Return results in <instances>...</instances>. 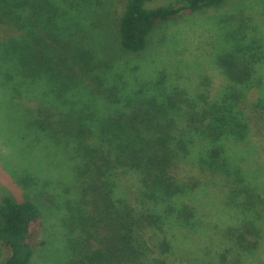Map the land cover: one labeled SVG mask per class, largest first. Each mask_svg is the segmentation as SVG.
<instances>
[{
  "label": "trees",
  "instance_id": "1",
  "mask_svg": "<svg viewBox=\"0 0 264 264\" xmlns=\"http://www.w3.org/2000/svg\"><path fill=\"white\" fill-rule=\"evenodd\" d=\"M225 1L127 0L117 24L119 46L125 53H140L158 26ZM82 6L87 1L60 6L54 0H0V24L12 27L2 35L0 48L10 54L19 74L43 80L58 97L72 88L73 77H81L92 95L111 106L100 114L90 102L79 109V119L56 112L52 120L39 110L45 115L39 124L65 139L81 183L79 202L68 219L77 233L71 245L77 264H168L162 255L174 245L193 246L187 235L173 230L198 227L188 197L219 178L229 185V204L242 211L241 226L229 229L230 243L210 245L216 261L264 264L251 263L239 252V247L245 252L254 247L247 236L260 230L255 224L259 198L225 149V140L245 132L240 115L232 106L211 104L198 85L170 87L160 76L154 85L128 87L120 77L110 79L95 52L74 41V19L80 18L76 12ZM183 160L212 175L184 181ZM127 177L135 182L138 206L121 189ZM43 229L37 204L3 197L0 248L6 253L0 264H28L45 244ZM144 232L157 241L161 255H153Z\"/></svg>",
  "mask_w": 264,
  "mask_h": 264
},
{
  "label": "rangeland",
  "instance_id": "2",
  "mask_svg": "<svg viewBox=\"0 0 264 264\" xmlns=\"http://www.w3.org/2000/svg\"><path fill=\"white\" fill-rule=\"evenodd\" d=\"M54 1L60 6L70 2ZM85 1L87 7L78 8L80 18L74 19V41L95 52L110 79L121 78L130 83L128 87L154 85L160 76L170 87L198 85L211 104L232 106L240 115L245 132L225 140V149L259 198L255 224L260 230L247 236L254 247L246 252L239 247V252L251 263H264V0H226L166 22L153 30L146 48L137 54L125 53L117 38L118 19L127 0ZM11 28L0 24V41ZM2 53L0 48V200L28 199L41 209L45 244L28 264H77V252L71 250L77 233L68 219L79 202L81 183L65 139L39 123L45 117L42 113L52 120H57L56 112L79 119V109L90 102L100 114L111 106L92 95L81 77H73L72 88L58 97L43 80L19 74L10 54ZM181 163L184 181L212 175H204L191 160ZM133 184V178H124L121 189L138 206ZM228 193L229 185L219 178L199 185L188 197L198 227L191 232L173 230L187 235L185 240L193 246L174 245L162 255L168 264H219L210 245L229 244V231L241 226L242 210L229 204ZM143 236L153 255H161L151 234ZM5 253L0 248V260Z\"/></svg>",
  "mask_w": 264,
  "mask_h": 264
}]
</instances>
